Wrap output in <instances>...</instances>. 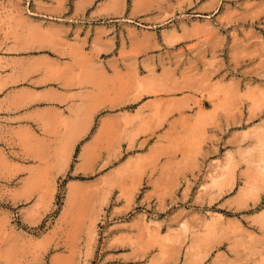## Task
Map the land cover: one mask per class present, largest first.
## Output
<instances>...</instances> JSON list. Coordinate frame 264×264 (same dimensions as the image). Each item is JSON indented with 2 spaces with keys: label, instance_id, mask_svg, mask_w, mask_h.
I'll use <instances>...</instances> for the list:
<instances>
[{
  "label": "rangeland",
  "instance_id": "1",
  "mask_svg": "<svg viewBox=\"0 0 264 264\" xmlns=\"http://www.w3.org/2000/svg\"><path fill=\"white\" fill-rule=\"evenodd\" d=\"M79 1L0 0V264H264V0Z\"/></svg>",
  "mask_w": 264,
  "mask_h": 264
},
{
  "label": "crops",
  "instance_id": "2",
  "mask_svg": "<svg viewBox=\"0 0 264 264\" xmlns=\"http://www.w3.org/2000/svg\"><path fill=\"white\" fill-rule=\"evenodd\" d=\"M83 1H86V5L83 7L84 9L90 8L87 12L89 13V15H91L92 17L95 16H99L100 12H99V7L101 6V0H80V3H83ZM78 2H76L77 4Z\"/></svg>",
  "mask_w": 264,
  "mask_h": 264
}]
</instances>
